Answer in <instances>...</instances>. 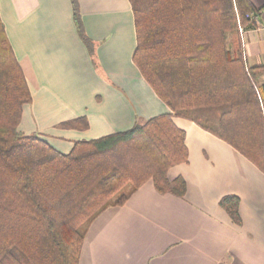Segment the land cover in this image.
I'll use <instances>...</instances> for the list:
<instances>
[{"label": "trees", "instance_id": "1", "mask_svg": "<svg viewBox=\"0 0 264 264\" xmlns=\"http://www.w3.org/2000/svg\"><path fill=\"white\" fill-rule=\"evenodd\" d=\"M71 2L82 35L77 0ZM129 2L133 63L170 113L76 141L67 154L18 130L31 96L0 22V264H79L92 222L148 181L159 194L183 198L184 180L167 176L188 159L174 118L196 124L264 172V65L248 66L238 36L239 27L256 28L264 7L249 0ZM219 205L241 224L236 196Z\"/></svg>", "mask_w": 264, "mask_h": 264}, {"label": "crops", "instance_id": "2", "mask_svg": "<svg viewBox=\"0 0 264 264\" xmlns=\"http://www.w3.org/2000/svg\"><path fill=\"white\" fill-rule=\"evenodd\" d=\"M77 8L82 35L71 0H0L4 36L31 96L18 130L64 154L76 141L170 113L133 63L129 0H77ZM258 20L244 33L248 66L264 65V10ZM173 122L185 132L188 159L167 176L184 180V197L146 182L92 222L79 264H264V172L196 124ZM228 195L239 199L240 225L219 205Z\"/></svg>", "mask_w": 264, "mask_h": 264}, {"label": "rangeland", "instance_id": "3", "mask_svg": "<svg viewBox=\"0 0 264 264\" xmlns=\"http://www.w3.org/2000/svg\"><path fill=\"white\" fill-rule=\"evenodd\" d=\"M259 26H260V22L258 21V24H257L256 28L259 27ZM240 29H241V31H240ZM238 32H239L238 33V36L240 38V41H241V44H242V47H243V41H244V33H245V31L243 30L242 27H239ZM243 50H244V47H243ZM244 54H245V51H244Z\"/></svg>", "mask_w": 264, "mask_h": 264}, {"label": "built area", "instance_id": "4", "mask_svg": "<svg viewBox=\"0 0 264 264\" xmlns=\"http://www.w3.org/2000/svg\"><path fill=\"white\" fill-rule=\"evenodd\" d=\"M256 22H257V24H258V20H256ZM240 31H241V29H240Z\"/></svg>", "mask_w": 264, "mask_h": 264}]
</instances>
